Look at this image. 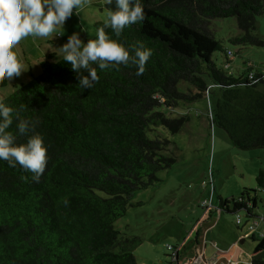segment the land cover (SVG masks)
<instances>
[{
	"label": "trees",
	"instance_id": "obj_1",
	"mask_svg": "<svg viewBox=\"0 0 264 264\" xmlns=\"http://www.w3.org/2000/svg\"><path fill=\"white\" fill-rule=\"evenodd\" d=\"M139 2L142 22L119 37L105 31L125 47L142 42L151 49L141 75L134 65L97 69L98 81L82 89L69 63L48 58L40 61L38 74L0 99L21 118L38 121L34 131L48 158L39 181L0 160V264H140L133 254L140 237L125 235L114 222L133 193L158 181L155 173L174 162L164 154L171 141L148 132L159 127L177 132L187 114L169 117L165 111L180 102L211 97V125L223 129L238 149L264 148L263 73L250 66L236 76L224 72L212 54L223 50L225 64L232 56L209 28L210 19L234 17L241 34L232 41L264 47L256 33L264 0ZM104 7L112 8L105 2ZM103 23L96 21L95 30ZM180 81L188 84L186 92L177 89ZM15 124L8 130L23 142ZM255 180L264 189L261 170ZM256 190L218 197L217 208L235 215L243 210L251 219ZM254 240L250 264H264V234Z\"/></svg>",
	"mask_w": 264,
	"mask_h": 264
},
{
	"label": "rangeland",
	"instance_id": "obj_2",
	"mask_svg": "<svg viewBox=\"0 0 264 264\" xmlns=\"http://www.w3.org/2000/svg\"><path fill=\"white\" fill-rule=\"evenodd\" d=\"M104 10L105 14L109 11L105 7ZM105 19L99 18V21ZM92 27L96 33L95 23ZM209 28L221 48L232 52L228 64L223 50L212 54L224 72L236 76L246 73L247 66L253 72H264V47L232 41L241 34L234 17L210 19ZM256 33L264 38V14L256 17ZM93 35L87 33L84 37ZM58 59L60 56L51 61ZM187 86L180 81L177 89L186 92ZM208 98L211 105L213 100ZM208 102L203 97L190 103L180 102L173 111H165L169 117L187 114L188 120L177 132L170 133L163 127L148 132L149 137L158 134L171 141L164 154L173 157L174 162L155 173L158 181L135 191L124 215L114 222V227L125 235L140 237L141 244L133 250L140 264H174L166 245L177 246L188 235L200 214L206 212L201 205L204 200L210 201L211 207H217L218 197L236 198L243 188H256L254 214L264 215V189H259L255 180L259 170L264 173V148H236L223 129L211 125ZM220 212L222 217L217 229L226 235L236 234L237 241L244 239L237 247L249 255L261 223L249 230L252 218L245 217L243 210L237 212L241 219L238 226L235 213Z\"/></svg>",
	"mask_w": 264,
	"mask_h": 264
},
{
	"label": "clouds",
	"instance_id": "obj_3",
	"mask_svg": "<svg viewBox=\"0 0 264 264\" xmlns=\"http://www.w3.org/2000/svg\"><path fill=\"white\" fill-rule=\"evenodd\" d=\"M105 3L112 8L95 38L84 42L74 31L58 47L60 58L69 63L82 89H91L98 81L97 69L134 65L139 76L151 56V49L142 42L125 47L105 31L110 28L113 36L119 37L124 28L142 22L144 10L139 0H105ZM82 4L83 0H0V81L19 77L26 70L13 51L20 41L61 35L65 21L78 14L76 10ZM14 120L16 133L25 137L23 142L18 143L16 135L8 130ZM37 123L21 118L19 111L0 100V160L11 167L19 165L32 174L34 181H39L48 159L43 138L34 131Z\"/></svg>",
	"mask_w": 264,
	"mask_h": 264
},
{
	"label": "crops",
	"instance_id": "obj_4",
	"mask_svg": "<svg viewBox=\"0 0 264 264\" xmlns=\"http://www.w3.org/2000/svg\"><path fill=\"white\" fill-rule=\"evenodd\" d=\"M104 1L83 0L82 7L76 10L78 14L72 15L65 21L60 30L63 32L61 35L47 38L27 37L20 41L13 51L26 70H23L19 77L14 76L11 80L0 81V87H4V89H0V98L8 94L15 85L38 74L40 61L48 58L54 60L59 57L58 47L66 41L67 36L72 32L79 33L81 39L87 33L94 34L92 25L99 21V18L106 17ZM49 55L51 58L48 57ZM221 217L222 213L217 207L202 212L188 235L183 236L180 240L179 244H182V247L178 256L176 260L171 258L175 262L174 264H226L228 260L235 261V264H250V254L247 255L242 248L237 247V243H243L244 239L237 241L236 234L226 235L217 229Z\"/></svg>",
	"mask_w": 264,
	"mask_h": 264
},
{
	"label": "built area",
	"instance_id": "obj_5",
	"mask_svg": "<svg viewBox=\"0 0 264 264\" xmlns=\"http://www.w3.org/2000/svg\"><path fill=\"white\" fill-rule=\"evenodd\" d=\"M226 53V56L227 57H231L232 56V52L229 50V49H226L225 51ZM253 75V72H249V76H252ZM263 77H264V72H263ZM206 99H207V102L209 100V98L206 96ZM208 106H209V111H208V117L211 118V115H210V105H209V102H208ZM202 207L204 208V210L207 212L208 210H210L212 207L210 205V201H202L201 203ZM235 223L237 225L241 224V219L239 217L238 214L235 215ZM261 223V226H260V230L258 231L257 233V237H261L263 234H264V215H256L252 218V223H249L248 224V229L249 230H252L254 228V226L256 225H260ZM182 247V244H179L177 246H172L170 244H167L166 245V248L170 251V256L172 259H175L177 258L178 256V253L180 251ZM226 264H235V261L233 260H228Z\"/></svg>",
	"mask_w": 264,
	"mask_h": 264
}]
</instances>
